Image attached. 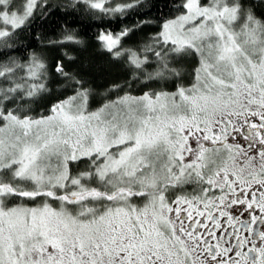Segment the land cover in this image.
I'll use <instances>...</instances> for the list:
<instances>
[{"label": "snow or ice", "instance_id": "snow-or-ice-1", "mask_svg": "<svg viewBox=\"0 0 264 264\" xmlns=\"http://www.w3.org/2000/svg\"><path fill=\"white\" fill-rule=\"evenodd\" d=\"M81 4L110 24L145 0L64 7ZM47 7L0 0V264H264V22L240 0H182L142 47L122 41L151 20L101 28L127 90L90 111V89L57 63L72 95L35 115L48 66L11 53Z\"/></svg>", "mask_w": 264, "mask_h": 264}, {"label": "trees", "instance_id": "trees-1", "mask_svg": "<svg viewBox=\"0 0 264 264\" xmlns=\"http://www.w3.org/2000/svg\"><path fill=\"white\" fill-rule=\"evenodd\" d=\"M181 2L182 0H145V4L139 9L142 14L133 12L126 19H116L110 24H101L85 11V6L82 4L78 5L77 9H72L64 7L65 4L70 3V0H48V7L44 9L48 14L41 15L37 12L30 26L17 31L15 41L17 49L11 53L27 61L29 54L35 52L48 66V91L36 99L33 104L35 109L33 114H48V109L53 103L72 95L73 88L69 81L55 71L57 63H62L66 72L83 80L84 87L90 89V110H95L108 100L123 95L127 90L126 82L131 78L127 58L114 59L105 51L96 39L99 31L104 28L116 33L125 26H133L137 20H151L153 22L151 25L134 31L122 41V46L125 48L142 47L143 44L150 42L149 37L160 31V25L164 20L179 14L176 8ZM202 3H207V0H202ZM240 3L245 11L251 9L256 19L264 22V0H240ZM65 30L74 31L81 43H50L60 40ZM179 66L185 69V78L175 83L190 85L191 73L196 67L195 59L186 57L180 61ZM117 85H125V87L117 91L115 89ZM168 90L174 91L175 84H172ZM72 167L74 171L79 170L75 165ZM83 167L84 163H81L79 168L83 169Z\"/></svg>", "mask_w": 264, "mask_h": 264}, {"label": "rangeland", "instance_id": "rangeland-1", "mask_svg": "<svg viewBox=\"0 0 264 264\" xmlns=\"http://www.w3.org/2000/svg\"><path fill=\"white\" fill-rule=\"evenodd\" d=\"M21 3L22 2V0H15V3ZM90 110V109H89ZM90 111H94V109L93 110H90Z\"/></svg>", "mask_w": 264, "mask_h": 264}, {"label": "flooded vegetation", "instance_id": "flooded-vegetation-1", "mask_svg": "<svg viewBox=\"0 0 264 264\" xmlns=\"http://www.w3.org/2000/svg\"><path fill=\"white\" fill-rule=\"evenodd\" d=\"M191 190H192L191 187H189V188H188V191H191Z\"/></svg>", "mask_w": 264, "mask_h": 264}]
</instances>
